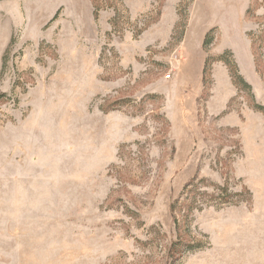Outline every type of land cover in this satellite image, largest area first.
<instances>
[{
  "label": "rangeland",
  "instance_id": "374dc122",
  "mask_svg": "<svg viewBox=\"0 0 264 264\" xmlns=\"http://www.w3.org/2000/svg\"><path fill=\"white\" fill-rule=\"evenodd\" d=\"M0 264H264V0H0Z\"/></svg>",
  "mask_w": 264,
  "mask_h": 264
},
{
  "label": "trees",
  "instance_id": "16d2710c",
  "mask_svg": "<svg viewBox=\"0 0 264 264\" xmlns=\"http://www.w3.org/2000/svg\"><path fill=\"white\" fill-rule=\"evenodd\" d=\"M231 69V68H230ZM234 69V67H233ZM205 71V70H204ZM232 79L236 82L243 83V85H247L242 81V79L236 74L235 69L232 73ZM248 87V86H247ZM206 182L202 179H198L196 176L193 177L186 185L183 186L178 199L175 200L170 206L169 211L172 216V221L176 229L177 234V240L171 244V251H172V260L170 263H175V261H178L177 255H180L182 252L185 251H192L194 248L190 246L187 242H183V238L181 235V227L178 224L177 219L175 218V209L179 206H185L187 208V214L191 213L194 206H196L197 203L204 205L207 202H204L205 198H210L212 201H220L221 203H230L231 196H227L224 198H220V195L215 196L213 193L208 194L207 192L201 191L204 189L203 185H205ZM218 188V186H216ZM224 193H226V190L224 188H221ZM199 210V209H197ZM177 254V255H176Z\"/></svg>",
  "mask_w": 264,
  "mask_h": 264
}]
</instances>
